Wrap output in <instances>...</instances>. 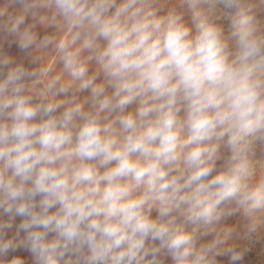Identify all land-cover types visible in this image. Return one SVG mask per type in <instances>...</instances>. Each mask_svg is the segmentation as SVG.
Returning <instances> with one entry per match:
<instances>
[{
    "label": "clouds",
    "instance_id": "9594fccd",
    "mask_svg": "<svg viewBox=\"0 0 264 264\" xmlns=\"http://www.w3.org/2000/svg\"><path fill=\"white\" fill-rule=\"evenodd\" d=\"M21 252L264 264V0H0V264Z\"/></svg>",
    "mask_w": 264,
    "mask_h": 264
},
{
    "label": "rangeland",
    "instance_id": "374dc122",
    "mask_svg": "<svg viewBox=\"0 0 264 264\" xmlns=\"http://www.w3.org/2000/svg\"><path fill=\"white\" fill-rule=\"evenodd\" d=\"M11 51H12L13 53H18V49H17L15 46H13V48L11 49ZM224 155H225V157H226V156L228 155V153L225 151ZM257 155L260 156L261 153L258 152ZM17 254H20V255H23V256L28 257L29 264H30L31 257H30L29 254H27V253H23V252H21V253H17ZM221 259H224V258H221ZM255 259H256V257H255V255H254V252H250V253L248 254V256H246V264H255ZM169 264H171L170 259H169Z\"/></svg>",
    "mask_w": 264,
    "mask_h": 264
}]
</instances>
